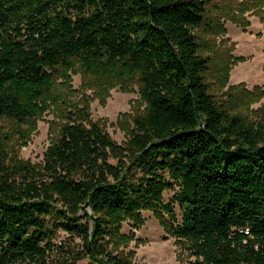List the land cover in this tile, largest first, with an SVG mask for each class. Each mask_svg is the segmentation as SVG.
Wrapping results in <instances>:
<instances>
[{"label":"trees","instance_id":"1","mask_svg":"<svg viewBox=\"0 0 264 264\" xmlns=\"http://www.w3.org/2000/svg\"><path fill=\"white\" fill-rule=\"evenodd\" d=\"M207 19V0H0V118H35L75 66L139 85L146 104L124 145L70 108L38 167L11 160L0 134V264H52L53 228L93 264H129L104 241L141 210L193 264H264V123L211 92L195 32ZM175 186L180 220L163 202Z\"/></svg>","mask_w":264,"mask_h":264},{"label":"rangeland","instance_id":"2","mask_svg":"<svg viewBox=\"0 0 264 264\" xmlns=\"http://www.w3.org/2000/svg\"><path fill=\"white\" fill-rule=\"evenodd\" d=\"M208 19L196 29L200 53L210 58L206 81L216 100L242 124L264 123V0H207ZM74 106L88 109L117 144L129 140L133 120L146 107L140 86L87 74L82 68L61 73L45 101V110L35 118L18 123L0 118V134L11 160L33 166L42 164L43 153L58 136L64 114ZM165 176L168 178L167 173ZM175 186L163 193L171 203L176 219H181ZM52 264H93L80 238L52 229ZM105 248L124 257L129 264H193L183 245L166 227L163 216L141 210L137 218H124Z\"/></svg>","mask_w":264,"mask_h":264}]
</instances>
